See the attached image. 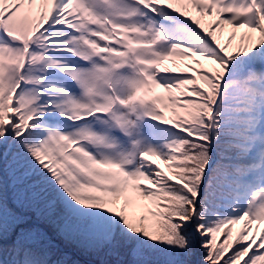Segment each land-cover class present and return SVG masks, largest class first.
Listing matches in <instances>:
<instances>
[{
  "label": "snow or ice",
  "instance_id": "6c2138e0",
  "mask_svg": "<svg viewBox=\"0 0 264 264\" xmlns=\"http://www.w3.org/2000/svg\"><path fill=\"white\" fill-rule=\"evenodd\" d=\"M0 264H264V0H0Z\"/></svg>",
  "mask_w": 264,
  "mask_h": 264
},
{
  "label": "rangeland",
  "instance_id": "374dc122",
  "mask_svg": "<svg viewBox=\"0 0 264 264\" xmlns=\"http://www.w3.org/2000/svg\"><path fill=\"white\" fill-rule=\"evenodd\" d=\"M190 63V62H189Z\"/></svg>",
  "mask_w": 264,
  "mask_h": 264
}]
</instances>
